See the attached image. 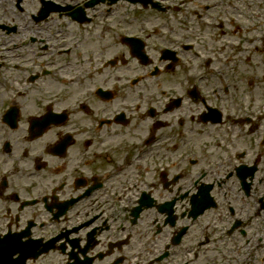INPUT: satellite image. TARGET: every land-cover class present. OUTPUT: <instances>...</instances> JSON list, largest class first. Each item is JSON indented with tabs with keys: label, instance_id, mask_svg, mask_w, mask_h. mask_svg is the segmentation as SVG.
Here are the masks:
<instances>
[{
	"label": "flooded vegetation",
	"instance_id": "1",
	"mask_svg": "<svg viewBox=\"0 0 264 264\" xmlns=\"http://www.w3.org/2000/svg\"><path fill=\"white\" fill-rule=\"evenodd\" d=\"M153 1L0 0V264H264V0Z\"/></svg>",
	"mask_w": 264,
	"mask_h": 264
},
{
	"label": "rangeland",
	"instance_id": "2",
	"mask_svg": "<svg viewBox=\"0 0 264 264\" xmlns=\"http://www.w3.org/2000/svg\"><path fill=\"white\" fill-rule=\"evenodd\" d=\"M168 1H171V0H168ZM236 1H238V0H236ZM237 3H239V5H237L238 11L242 14L244 19L246 20V0H239ZM132 10H135V9L132 7H123V6L119 5V6L114 8L113 12L117 13L116 18L120 21V20L132 19L131 12H134ZM137 11L144 12L142 10H137ZM170 12H172V11H170ZM140 21H141V19H138V21L136 22L137 28H139V26L142 25ZM164 23H165V21L162 20V18H155L154 17V18H150V20H148V23H146V24L149 25L150 28L155 29L156 27H165ZM231 29H233V28H231ZM231 33H233V31ZM231 33L228 32L229 37L232 35ZM238 35H242V39H243L244 43L246 40L249 41L248 43H245V47L247 45L248 48L249 47L254 48V44H257V46L260 44L259 42H257L259 40V38H256V31H251L248 33L241 31L240 33L234 34L233 39L235 40V38H237ZM249 36H251L252 38L255 37V40H253V41L249 40ZM229 37H228V42H229ZM201 38L203 39V41L201 43H199L200 47H202L203 44H206L207 48H210V49L216 48V47L220 48L217 39L208 38L204 33H203V37H201ZM213 46H215V47H213ZM254 50L256 51L255 48H254ZM230 53H231V51H230ZM253 57L257 61L258 57H259V53L257 55L253 54ZM260 59H261V57H260ZM240 87L243 88L244 90H246V84H241Z\"/></svg>",
	"mask_w": 264,
	"mask_h": 264
}]
</instances>
